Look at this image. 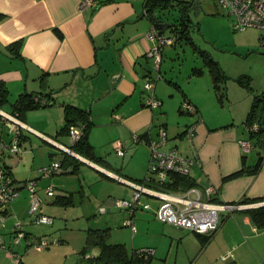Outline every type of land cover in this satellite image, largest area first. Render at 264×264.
I'll list each match as a JSON object with an SVG mask.
<instances>
[{"label": "crops", "instance_id": "obj_1", "mask_svg": "<svg viewBox=\"0 0 264 264\" xmlns=\"http://www.w3.org/2000/svg\"><path fill=\"white\" fill-rule=\"evenodd\" d=\"M83 1L0 0V79L9 90V101L2 110L11 113V103L22 92L47 99L39 107L27 110L20 119L23 125L19 151L6 152L3 162L16 183L36 180L43 212L54 218L53 224L59 219L55 225L57 236L50 233L53 230L47 232L35 225L29 214V193L19 187V196L8 203L4 221H0V264H18L19 260L23 264H82L79 251L89 226L72 221L76 214L67 210L73 203L64 206L56 203L55 197L72 193L74 198L81 191L80 186L87 191L95 186V197L103 192L111 197L110 206L116 205L117 199H129L133 188L119 177L130 181L144 178L149 141L159 140L161 125L167 131V141L161 148L174 147L183 155H197L198 161L187 175L191 187L200 190L204 197V188L211 183L216 186L214 202L241 206L219 210L215 232L197 233L155 218L160 198L143 192L141 200L149 204L147 209L139 207L130 214L116 205L127 214L116 215L111 207L98 208L102 214L106 213L100 221L109 228L112 216L119 219L118 229H111V235L116 233L110 242H123L133 249L153 248L148 264H226L232 260L238 264H264V228H258L241 210L264 204L254 200L264 196V160L256 174L246 172L222 181L236 170L250 169L259 156H264V149L252 145L244 150L240 144L241 140L251 139L245 118L254 94L264 89L253 86L248 89L238 83V87L226 85L217 90L199 56V65L187 72L188 85L163 76L160 66L153 92L160 103L148 106V92L143 83L145 77H154L153 58L147 51L155 43L146 37L153 22L146 14L144 0H93L92 4ZM121 21L127 22L110 31ZM17 39L22 44L18 55H13L8 44ZM193 67L200 68V72L194 73ZM191 82L193 85H189ZM183 101L194 105L195 112L181 109ZM65 105L88 113L92 123L88 139L96 160L75 152L73 156L85 160L80 159L76 172L42 176V167L54 160L61 161L65 151L57 144L70 146L68 134L59 132L65 123ZM191 124L195 130L189 138L185 131ZM13 134L6 122L0 125L2 139L10 141ZM114 141H120L122 155L114 150ZM21 168L26 170L22 175ZM142 183L170 194L184 191L164 189L154 180ZM48 185L53 186L54 195L46 193ZM143 210H151L153 215ZM129 218L136 226L135 231L127 223ZM17 219L27 235L38 239L50 234L49 245L36 250L27 246L24 239L15 244ZM100 224L98 221L97 225ZM204 236L210 238L205 242ZM90 253L96 255L98 249L92 248Z\"/></svg>", "mask_w": 264, "mask_h": 264}, {"label": "built area", "instance_id": "obj_2", "mask_svg": "<svg viewBox=\"0 0 264 264\" xmlns=\"http://www.w3.org/2000/svg\"><path fill=\"white\" fill-rule=\"evenodd\" d=\"M83 3L92 4L93 0H84ZM219 5L227 10L228 14L233 16V28L242 30L246 27H256L260 31V44L264 46V0H218ZM146 37L154 41L147 54L153 58V66L156 70L159 69L161 63V53L164 45L171 43L173 37L161 33L160 30L152 24L146 33ZM156 78L147 76L144 79L143 88L148 92L146 104L154 107L159 105L160 101L155 98L153 92ZM34 100L44 103L46 98L39 95H34ZM181 109L189 112H195V107L187 101H183ZM0 113L5 119V122L11 126L14 131L12 139L6 142L0 137V221H4L5 211L8 203L19 196V187H24L30 196L29 214L34 223L51 224L53 217L43 212V200L36 193L37 184L35 179H26L16 183L7 171L3 156L6 152L19 151V135L20 128L23 125L22 121L16 114L8 113L0 109ZM257 128L256 124L248 127L249 131ZM83 124L77 123L71 125L68 130V138L70 146L80 139L82 135ZM195 130V125L191 124L186 128V135L190 138ZM159 140L149 141V159L143 182H151L152 180L159 184L166 181L169 173H179L188 175L191 168L197 163L198 158L194 153L192 155H183L176 148L163 149L161 148L167 141V131L164 126L158 128ZM133 138L138 140V136L133 134ZM241 146L244 150L252 147L250 140H241ZM70 146L57 144V147L63 151L73 155L76 154ZM114 148L118 154L122 155L124 149L120 141H114ZM64 168L61 166L60 160H54L50 164L41 168L42 176H50L53 173L61 172ZM123 182L129 184L133 188L132 195L129 199H117L116 205L126 209L132 214L137 208H149L148 203L141 200L143 192H149L157 195L160 198V203L154 214L157 219L176 225L181 228H186L197 233L210 234L215 232L219 226V210L233 209L241 205L235 203H216L212 200L216 191V186L209 183L204 188V197L202 192L197 188L190 187L178 194H170L147 188L144 183L130 181L120 178ZM19 185V186H18ZM45 191L49 195H54L53 186L48 185ZM133 231L136 230L132 218L127 220ZM26 241L27 246H32L36 250H42L50 243L47 236H40L36 239L34 236L27 235L22 229L21 220H16L14 225L13 242L21 243V240ZM153 253L152 248H144ZM17 254V259L20 255ZM222 258H225L223 256Z\"/></svg>", "mask_w": 264, "mask_h": 264}, {"label": "trees", "instance_id": "obj_3", "mask_svg": "<svg viewBox=\"0 0 264 264\" xmlns=\"http://www.w3.org/2000/svg\"><path fill=\"white\" fill-rule=\"evenodd\" d=\"M108 1L102 0L101 2ZM195 0H144V8L146 14L150 20L155 25V20L153 14H156L157 11L164 8L177 7L181 12V15L177 22L171 23V31L174 34L176 40L184 39L191 47L198 52L199 56L202 58L204 65L210 71L214 87L217 90H220L221 87H225L221 82H225L227 75L223 72L220 67V64L215 60L211 54L205 50L201 49L193 40L191 36V27L194 24H191V20L188 16L187 10L194 3ZM157 15V14H156ZM2 15L0 14V17ZM158 16V15H157ZM156 16V17H157ZM159 17V16H158ZM124 22L121 21L116 26L111 28L110 31L114 30L116 27L122 25ZM169 29V28H168ZM160 30V29H159ZM161 33L165 34L160 30ZM260 40V35L258 36ZM22 40L17 39L8 44L9 50L13 55H18L19 49L21 47ZM200 68L193 67L192 71L194 73L200 72ZM44 73L42 74V76ZM43 79V78H42ZM240 85L252 89L250 80L245 76H241L238 79ZM34 93L31 92H22L20 93L15 101L11 103L10 112L16 114L20 119H23V116L27 110L34 109L42 105L36 100H34ZM38 95V94H37ZM41 96V95H39ZM9 90L6 83L3 79H0V109L8 103L9 101ZM65 123L63 127L59 130L61 133H67L71 125L80 123L83 124L82 135L79 140L74 144H71V149L78 153L79 155L88 158L92 161L96 160V155L94 152V147L88 139V132L92 126L91 121L89 120V115L87 112L82 109L75 107L73 105H65ZM247 127L252 126L253 124L257 125V128L250 130V141L252 145H256L264 149V92L254 94L251 106L247 112L245 118ZM5 122L4 117L0 113V125ZM264 156H259V159L250 169L241 168L236 170L222 178V181H226L230 178L239 176L243 173L256 174L259 170ZM61 166L64 168L63 172H76L78 165L82 162L77 157L64 152L61 158ZM5 165V164H4ZM71 166V167H70ZM6 167V166H5ZM69 168V169H68ZM7 171L10 173L8 168ZM61 171V172H62ZM135 182L142 183L143 179H135ZM164 189L180 190L188 189L191 187L192 183L189 180L187 175H182L179 173H169V179L159 184ZM256 202L264 201V196L254 198ZM244 201H247L245 199ZM55 202L61 205H70L73 203V194L69 193L67 195H58L55 197ZM244 213L248 214L253 223L260 229L264 228V204L248 207L241 209ZM211 234V233H210ZM110 228H88L86 232L85 242L83 247L80 249V259L83 260L82 264H148L153 253L144 250V248L133 249L128 248L123 242H110ZM210 236H204V241L206 242ZM92 248H97L98 253L92 255L90 250ZM148 248V247H145ZM18 264H23L21 260L18 261ZM226 264H238L235 260L229 261Z\"/></svg>", "mask_w": 264, "mask_h": 264}, {"label": "rangeland", "instance_id": "obj_4", "mask_svg": "<svg viewBox=\"0 0 264 264\" xmlns=\"http://www.w3.org/2000/svg\"><path fill=\"white\" fill-rule=\"evenodd\" d=\"M187 13L191 24H194L190 31L193 40L199 47L206 49L218 61L221 69L227 75L226 81L221 82L222 85L238 87V79L241 76H248L254 88L257 90L264 89V46L260 44V40L258 39L260 34L259 29L256 27H246L242 30H235L232 25L233 16L228 14L227 10H224L219 5L218 0H195L188 8ZM156 14L160 20L173 23L177 22L181 12L177 8L170 7L159 10ZM165 34L173 37L174 42L166 45L165 50H162L161 69L159 72L163 76L166 75V77L176 79L178 82L188 85L185 83L188 70L200 63L198 52H194L191 45L184 39L176 40L170 28L165 31ZM151 69L154 77L158 76V71L153 65ZM189 85H193L192 82ZM4 138L7 137L4 136ZM5 141L9 142L7 139ZM22 169L25 168H21L19 173L21 175L26 172V170ZM144 172L146 173V170ZM82 188L81 186L79 187L81 191L75 193L73 204L67 210L71 214H76L71 218L72 221L91 228L101 225L102 227H108L102 223L103 220L100 221L102 217L104 219L106 216V213L102 214L101 211H98L101 205L108 208L111 207V212L113 211L116 215L126 214L116 205L110 206L108 202H110L111 197L108 195L104 196L103 192L95 197L94 192L97 190L95 186L89 188V191ZM109 211L108 209L107 213ZM143 211L144 213H152L151 210ZM154 217L156 218V216ZM58 220L57 218L54 224H34L39 225L41 228H46L47 232L53 230L54 232L50 231V233L52 232V234L54 233L57 236L58 233L55 225ZM98 221L101 222L100 225H97ZM118 221L119 219L113 216L108 220L109 224H111L110 226H112L110 228L109 241L115 237L116 232L111 235V229L113 231L118 229ZM142 222V227L145 228V221L142 220ZM135 223L138 226V222L135 221ZM149 228L152 230V227ZM49 235L47 236L49 237Z\"/></svg>", "mask_w": 264, "mask_h": 264}, {"label": "water", "instance_id": "obj_5", "mask_svg": "<svg viewBox=\"0 0 264 264\" xmlns=\"http://www.w3.org/2000/svg\"><path fill=\"white\" fill-rule=\"evenodd\" d=\"M156 14H153V17H154V20H155V26L158 28V29H160V30H162L163 32L164 31H166L168 28H170L171 27V23L172 22H166V21H162V20H160V18L157 16ZM75 155V154H74ZM78 158H79V156L78 155H76ZM80 159H82V160H84L83 158H80ZM85 161V160H84Z\"/></svg>", "mask_w": 264, "mask_h": 264}]
</instances>
